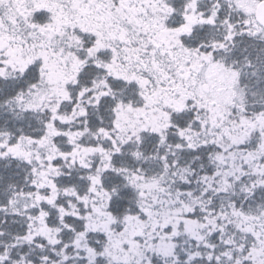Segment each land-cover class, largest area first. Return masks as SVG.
I'll return each instance as SVG.
<instances>
[{"label":"snow or ice","instance_id":"1","mask_svg":"<svg viewBox=\"0 0 264 264\" xmlns=\"http://www.w3.org/2000/svg\"><path fill=\"white\" fill-rule=\"evenodd\" d=\"M0 264H264V0H0Z\"/></svg>","mask_w":264,"mask_h":264}]
</instances>
